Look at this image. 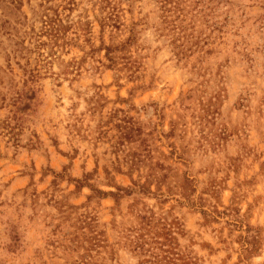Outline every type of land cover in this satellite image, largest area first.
<instances>
[{
  "label": "rangeland",
  "instance_id": "374dc122",
  "mask_svg": "<svg viewBox=\"0 0 264 264\" xmlns=\"http://www.w3.org/2000/svg\"><path fill=\"white\" fill-rule=\"evenodd\" d=\"M0 264H264V0H0Z\"/></svg>",
  "mask_w": 264,
  "mask_h": 264
}]
</instances>
